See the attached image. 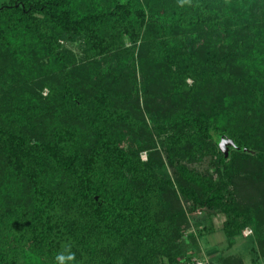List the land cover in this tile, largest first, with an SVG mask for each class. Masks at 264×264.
<instances>
[{
	"label": "trees",
	"instance_id": "16d2710c",
	"mask_svg": "<svg viewBox=\"0 0 264 264\" xmlns=\"http://www.w3.org/2000/svg\"><path fill=\"white\" fill-rule=\"evenodd\" d=\"M77 37L81 63L60 41ZM137 59L154 109L133 102L136 85L115 100ZM2 84L0 264H181L186 211L159 196L152 135L125 137L137 115L159 123L184 196L226 215L227 239L264 224L234 190L264 183V0H0ZM51 103L96 122L92 139L61 123L33 141ZM218 134L237 146L222 152ZM204 157L213 173L188 166Z\"/></svg>",
	"mask_w": 264,
	"mask_h": 264
},
{
	"label": "rangeland",
	"instance_id": "374dc122",
	"mask_svg": "<svg viewBox=\"0 0 264 264\" xmlns=\"http://www.w3.org/2000/svg\"><path fill=\"white\" fill-rule=\"evenodd\" d=\"M60 41L63 45L74 52L77 56L78 63L88 59L85 50L86 40L83 37H77L74 40L61 39ZM130 43L131 42H128V44ZM133 67L135 70H132V72H136L138 82L135 83L134 78V80L131 81V87L126 81H121V83L116 86L117 93L115 100L118 101L117 99H119L120 108H123L125 96L128 95L133 98V90L136 85V88L139 90V94L136 96V101L132 99L133 102L136 105L138 103L143 109H154V99L156 98V93L153 94L151 92L152 89L150 90L149 88H145L144 81L141 78L143 71L141 69V61L137 59L135 66ZM123 78L127 79V76H124ZM188 81L189 83H192V79H189ZM7 86V84H2L0 86V90H4L3 88H7ZM48 93L49 87H45L43 91L44 96H47ZM16 101L18 103L20 98L17 97ZM21 106H24V103H22ZM54 107L55 105L51 103V105H43V107L36 108V111L39 112L41 116H46L47 120L44 122V119H41L40 116L39 122L41 125L38 126V130L36 131L37 133H32L33 141L45 140L47 138L45 134L49 131V129L52 126L61 123L72 126L75 125L81 128L83 131L81 136L86 139H92L91 131L93 132L94 127L97 124L96 122H87L77 116V114L68 112L65 108L61 109V107ZM36 111L31 110L33 121L34 119H37L35 115ZM146 115L149 123L148 128L144 126L142 116L137 115L136 119H138V122L135 125V127H137L134 129V132H129L130 130L126 127L125 130H123L124 126L121 123L113 129L117 135L121 133V130H123V133L126 134L125 137L129 140H133L135 138L140 140L141 138L152 135L154 144H152L149 149L154 152L153 160H151L153 172L160 180V184L158 183L160 188L159 196L163 199V202L166 205L172 206L174 210H185L186 217L188 218L186 219L188 224L181 229L183 239L182 246L184 251H187L185 254L181 255V261L184 259L187 260V257L189 256L188 254H193V256L197 258L207 261L208 264H264V224L259 225L260 222L257 220L254 225L246 226L240 237L227 239L223 232V224L226 220V215L222 212L215 211V209L207 208L206 206H195L192 199H187V195L184 196V194L178 189L179 187L176 180L178 178V173L167 157L169 152L163 145V131L159 127V123L157 121L152 119L149 114ZM35 134L39 136L36 137ZM218 135V141H216L220 150L222 152H229L232 145L228 143L221 144L220 142L221 138L229 139V137L225 134ZM123 144L129 146L126 141H124ZM150 150H141V157L144 161L150 160ZM211 160L212 159L210 157H204L198 162L188 163V166L198 171H209L213 173L212 169L214 168ZM1 162L2 160L0 159V163ZM178 162L181 161L179 160ZM49 171L50 178H53L58 174L56 168H52ZM214 175L218 177L217 173H214ZM169 180L174 183L173 188L168 185ZM256 185L257 184H253L250 180L246 181L241 178L238 179L234 188L236 191L235 197L243 201H250V203L255 205H261L262 208L258 212L257 216L261 221H264V183H261L259 187ZM164 262H166V260Z\"/></svg>",
	"mask_w": 264,
	"mask_h": 264
},
{
	"label": "built area",
	"instance_id": "2783aa9c",
	"mask_svg": "<svg viewBox=\"0 0 264 264\" xmlns=\"http://www.w3.org/2000/svg\"><path fill=\"white\" fill-rule=\"evenodd\" d=\"M181 264H208V262L193 256L190 258V260H182Z\"/></svg>",
	"mask_w": 264,
	"mask_h": 264
},
{
	"label": "water",
	"instance_id": "95a60500",
	"mask_svg": "<svg viewBox=\"0 0 264 264\" xmlns=\"http://www.w3.org/2000/svg\"><path fill=\"white\" fill-rule=\"evenodd\" d=\"M220 142H221V144L223 143H228V144H230V145H232V146H234V147H236L237 145L235 144V142L233 141V140H231V139H225V138H221V140H220Z\"/></svg>",
	"mask_w": 264,
	"mask_h": 264
}]
</instances>
